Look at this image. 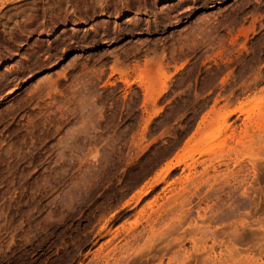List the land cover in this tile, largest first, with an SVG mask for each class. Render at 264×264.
<instances>
[{"label":"rangeland","instance_id":"obj_1","mask_svg":"<svg viewBox=\"0 0 264 264\" xmlns=\"http://www.w3.org/2000/svg\"><path fill=\"white\" fill-rule=\"evenodd\" d=\"M0 264H264V0H0Z\"/></svg>","mask_w":264,"mask_h":264},{"label":"bare ground","instance_id":"obj_2","mask_svg":"<svg viewBox=\"0 0 264 264\" xmlns=\"http://www.w3.org/2000/svg\"><path fill=\"white\" fill-rule=\"evenodd\" d=\"M47 33H48V32H47ZM47 33H46V34H47ZM44 35H45V34H44ZM169 168H170V167H169ZM157 180H158V179H157ZM157 180L154 182V185H155V183L157 182ZM143 193H144V192H143ZM155 214H157V213H155ZM155 214H154V215H155ZM155 216L157 217V215H155ZM156 217L154 218L153 214H151V216H149V218L147 219L148 222L151 223V224H150V225H151V228L153 227L154 222H156V221L159 219V218L157 219ZM158 217H159V215H158Z\"/></svg>","mask_w":264,"mask_h":264}]
</instances>
